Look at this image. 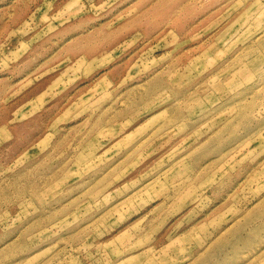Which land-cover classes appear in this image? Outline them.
<instances>
[{
	"label": "rangeland",
	"instance_id": "1",
	"mask_svg": "<svg viewBox=\"0 0 264 264\" xmlns=\"http://www.w3.org/2000/svg\"><path fill=\"white\" fill-rule=\"evenodd\" d=\"M223 204L264 264V0H0V264H190Z\"/></svg>",
	"mask_w": 264,
	"mask_h": 264
},
{
	"label": "crops",
	"instance_id": "2",
	"mask_svg": "<svg viewBox=\"0 0 264 264\" xmlns=\"http://www.w3.org/2000/svg\"><path fill=\"white\" fill-rule=\"evenodd\" d=\"M225 200V199H224ZM224 205V204H223ZM258 205V204H257ZM225 206V205H224ZM223 206L222 210L218 213H216L214 216H211V218H208L205 221L198 222L195 224L190 230L191 232H177L173 238L175 239H184L187 236H194L196 232L204 231V232H213L216 235L214 238L208 243V246L206 245L202 250H199L198 252L191 253V263L190 264H232V262H245L248 263V234H247V228H244L247 226V214L245 211L240 212L241 215H244V219L246 220L245 223L239 222L235 225L232 224L233 222H236V220H233L228 227H224L221 230H217L222 222H220L222 219H224V222L226 221V218H229L231 215V212L229 210L233 209L234 207L232 205H226ZM247 209V207L245 208ZM240 210V209H239ZM225 212H227L225 214ZM235 213V212H234ZM239 214V216H240ZM217 218L216 222H213V219ZM201 223H204L206 225L205 229H198L197 226ZM237 226V228H236ZM246 230V231H245ZM231 232H238L239 234H234ZM248 232H259L258 229H251ZM236 235V236H235ZM243 241V242H242ZM244 243L245 249L243 252H239L240 258L233 257V247L239 248L240 243ZM264 251V247L262 248ZM261 249V250H262ZM243 258V260H242Z\"/></svg>",
	"mask_w": 264,
	"mask_h": 264
}]
</instances>
